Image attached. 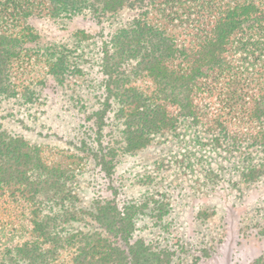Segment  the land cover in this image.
Masks as SVG:
<instances>
[{"label": "trees", "instance_id": "1", "mask_svg": "<svg viewBox=\"0 0 264 264\" xmlns=\"http://www.w3.org/2000/svg\"><path fill=\"white\" fill-rule=\"evenodd\" d=\"M124 8L128 18L109 31L101 50L103 111H85L82 99L89 94L80 90L65 95L81 103V135L91 137L86 150L80 148L82 137L79 153L0 130V264H174V250H157L138 236L136 220L144 212L134 211L137 203L125 197L120 205L113 187L92 209L68 212L63 223L47 204L78 205V193L65 183L88 158L110 177L121 154L180 127L194 128L196 143L203 144V136L195 128L232 151L264 153V0H0V100L26 88L11 82L14 65L21 77L41 57L23 46L35 37L28 19L46 9L55 17L61 11L106 14ZM78 54L72 68L64 56L44 54L49 69L40 79L31 77L40 95L28 92V102H37L41 93L54 98L57 87L80 76ZM63 225L69 231L62 233ZM201 253L186 264L209 254L203 248ZM247 264H264V256Z\"/></svg>", "mask_w": 264, "mask_h": 264}, {"label": "rangeland", "instance_id": "2", "mask_svg": "<svg viewBox=\"0 0 264 264\" xmlns=\"http://www.w3.org/2000/svg\"><path fill=\"white\" fill-rule=\"evenodd\" d=\"M45 11L43 16L27 20L32 27L29 32L35 37L23 46L41 57L29 62L34 67L25 69L21 77L16 70L19 66L15 64L11 69V82L26 88L20 89V96L0 100V130L24 136L31 142L80 153L79 148L75 149L80 145V137L82 150L87 149L85 144L91 137L81 135L83 129L76 115L81 103H70L66 96L71 89L76 93L80 90L89 94L82 99V103H87L85 111H103L101 50L107 48L103 43L109 31L121 26L130 11L127 8L106 14L101 9L97 12L86 9L77 14L61 11L54 13L55 17L49 15L51 9ZM77 53V58L82 56H79L81 75L57 87L54 98L41 93L37 102H28V92L40 95L36 86L30 85L32 76L40 79L49 69L44 56L47 59L52 55L64 56L65 63L72 68ZM47 91L49 88L43 92ZM76 93L72 96H77ZM193 129L180 127L175 132L158 133L149 146L121 154L110 177L97 172V166L88 158L81 170H72L65 183L71 192L78 193V205L68 209L64 203L62 207L48 203L46 209L55 207L63 223L70 218L68 212L79 213L80 207L92 209L98 198L113 193L110 188L113 187L120 205L125 197L137 203L134 211L144 212L136 220L138 236L157 250H174V264L190 262L192 257L202 254V248L209 254L200 257L198 264H247L264 256V153L246 147L241 152L232 151L224 142L222 146L213 144L209 136L195 128V134L203 136V144L196 143ZM71 136L75 138L69 142ZM202 212L207 218L199 215ZM62 227L68 229V225ZM66 231L69 230L62 233Z\"/></svg>", "mask_w": 264, "mask_h": 264}]
</instances>
